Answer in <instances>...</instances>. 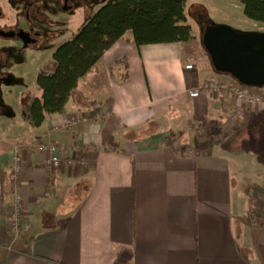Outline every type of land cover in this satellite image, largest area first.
I'll return each mask as SVG.
<instances>
[{
    "label": "crops",
    "instance_id": "crops-1",
    "mask_svg": "<svg viewBox=\"0 0 264 264\" xmlns=\"http://www.w3.org/2000/svg\"><path fill=\"white\" fill-rule=\"evenodd\" d=\"M188 6L190 54L180 44L138 47L128 32L79 82L66 113L34 128L1 106L0 264H264V101L235 98L239 82L197 50ZM212 81L228 89L206 90ZM80 112L98 114L53 131ZM28 142L58 144L75 164L51 170ZM17 154L23 228L8 249Z\"/></svg>",
    "mask_w": 264,
    "mask_h": 264
},
{
    "label": "trees",
    "instance_id": "trees-1",
    "mask_svg": "<svg viewBox=\"0 0 264 264\" xmlns=\"http://www.w3.org/2000/svg\"><path fill=\"white\" fill-rule=\"evenodd\" d=\"M189 0H108L97 10L82 30L60 45L52 59L40 69L36 83L41 98L22 97V111L34 128L42 126L46 116L64 114L67 104L85 78L105 53L118 41L138 47L157 44H180L190 54L195 37L188 24ZM245 16L264 23V0H241ZM201 45L203 42L201 39ZM205 49V48H204ZM127 77V76H126Z\"/></svg>",
    "mask_w": 264,
    "mask_h": 264
},
{
    "label": "rangeland",
    "instance_id": "rangeland-1",
    "mask_svg": "<svg viewBox=\"0 0 264 264\" xmlns=\"http://www.w3.org/2000/svg\"><path fill=\"white\" fill-rule=\"evenodd\" d=\"M103 1L68 0L66 4V0H0V9L3 11L0 13V29L22 24V30L33 29L35 31H28H37L41 35L36 47L28 46L18 38L0 37V74L15 80L12 85L0 83V101L8 106L14 117L18 118L22 112L20 89L28 90L25 95L36 96L37 90L33 86L37 85L39 69L52 59L60 45L73 39L82 30ZM64 5L70 10H65ZM243 10L241 0H189L187 14L201 39L204 28L209 25L228 26L239 33L254 28L264 31V23L248 19ZM23 13L24 23L19 17ZM197 50L206 56L208 54L202 45ZM22 228L23 224L18 236L11 231L8 249L13 248Z\"/></svg>",
    "mask_w": 264,
    "mask_h": 264
},
{
    "label": "water",
    "instance_id": "water-1",
    "mask_svg": "<svg viewBox=\"0 0 264 264\" xmlns=\"http://www.w3.org/2000/svg\"><path fill=\"white\" fill-rule=\"evenodd\" d=\"M20 36L26 40L23 33ZM202 42L217 72L246 86L264 87V33L209 25L203 30Z\"/></svg>",
    "mask_w": 264,
    "mask_h": 264
},
{
    "label": "built area",
    "instance_id": "built-area-1",
    "mask_svg": "<svg viewBox=\"0 0 264 264\" xmlns=\"http://www.w3.org/2000/svg\"><path fill=\"white\" fill-rule=\"evenodd\" d=\"M188 69L192 68L191 65L187 66ZM204 88L206 90H214L218 91L220 89H228V85L225 83L219 82H209ZM231 92L235 96V98L243 104L254 105L264 101V93L256 92L255 87L246 86L238 83L235 86L231 87ZM191 97H199L200 91L196 89L190 92ZM98 113L90 112V113H76L71 115L66 120L60 122L53 128V131H62L66 129H72L74 127L79 126L80 124L87 123L92 119L97 117ZM198 132H201L198 129ZM21 148V146H20ZM25 151L29 153L37 152L46 156V164L49 166L51 170H57L61 168L66 163L69 165H74L75 160L70 159L68 161L64 160L62 154L64 152V147L55 144V143H26L24 144ZM82 165L85 164L84 161L80 162ZM23 171V156L17 154L14 158L13 167H12V180L14 183V211L10 219V228L17 236L22 227V211L24 208V197L21 191V174ZM51 193H48L47 196H50Z\"/></svg>",
    "mask_w": 264,
    "mask_h": 264
},
{
    "label": "flooded vegetation",
    "instance_id": "flooded-vegetation-1",
    "mask_svg": "<svg viewBox=\"0 0 264 264\" xmlns=\"http://www.w3.org/2000/svg\"><path fill=\"white\" fill-rule=\"evenodd\" d=\"M67 3H68V0H66V4ZM63 7H65V5ZM64 9L65 10H70L68 7H65ZM0 13H3V11L1 9H0ZM23 15H24V13L21 16H19L22 23H24V16ZM17 16H18V14H17ZM1 21H3V20H1ZM22 28L23 27H22V24H21V25H17V26H15V25L8 26L6 30L0 29V37L3 38V39H16V38H18V39L22 40L24 43H26L28 46L36 47V43H38V41L40 40L39 39V37L41 36L40 33H38L37 31L36 32L28 31V30L35 31L33 29H28L26 31V30H22ZM10 33L12 35L8 36L7 34H10ZM20 33L24 34V36L26 37V40L22 39V37L20 36ZM14 81L15 80L12 79L10 76L3 75V74L1 75L0 74V83L1 84L12 85L14 83ZM2 89L3 88H1V91H2ZM1 106H5V105H3L2 102L0 101V108H1ZM9 113H11L10 109H9Z\"/></svg>",
    "mask_w": 264,
    "mask_h": 264
}]
</instances>
